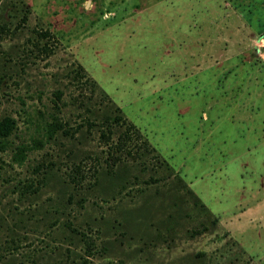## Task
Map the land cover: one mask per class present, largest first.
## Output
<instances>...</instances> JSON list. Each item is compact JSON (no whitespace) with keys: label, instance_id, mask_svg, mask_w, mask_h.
<instances>
[{"label":"rangeland","instance_id":"obj_1","mask_svg":"<svg viewBox=\"0 0 264 264\" xmlns=\"http://www.w3.org/2000/svg\"><path fill=\"white\" fill-rule=\"evenodd\" d=\"M4 116L0 264H264V0H0Z\"/></svg>","mask_w":264,"mask_h":264},{"label":"trees","instance_id":"obj_2","mask_svg":"<svg viewBox=\"0 0 264 264\" xmlns=\"http://www.w3.org/2000/svg\"><path fill=\"white\" fill-rule=\"evenodd\" d=\"M23 19H26V15H24ZM60 96L61 93L57 91L56 98L60 99ZM54 106L55 108H57L56 102L54 103ZM115 110L118 113H114L110 116H105L102 123V125L105 126V129H102L100 132V137L106 141L109 156H111V158L115 160L117 158H120L118 155H115L117 152L125 153L126 155L134 157L135 154H139V151L141 154L143 152L147 153L152 150L154 151V147L148 143L146 138H143L138 128L134 124L129 123L123 117L120 109L118 107H115ZM112 126L123 127L121 131L117 132V136L113 140H111V134L113 133L111 129ZM15 129L16 121L14 117L4 116L0 118V151L5 150L8 142V137L14 132ZM58 131H61L64 134H68L69 129L66 128V123L64 121H62L56 114H53L50 120L47 121L44 125L42 132L43 140L40 139V137H34L31 138V140L28 142H20L19 144L15 145L11 154V162L13 164L22 165L27 159L28 152L42 147L44 145V142H49ZM158 156V154L154 155V157L157 160H160L159 162L163 164L165 161ZM35 170H37V167L33 169V171ZM23 184V190H29L31 186H33L31 182H26ZM188 193L193 197L195 196V194L190 190H188ZM196 202L197 204H199L198 199H196L195 203ZM200 205L202 206V208H204V204Z\"/></svg>","mask_w":264,"mask_h":264}]
</instances>
